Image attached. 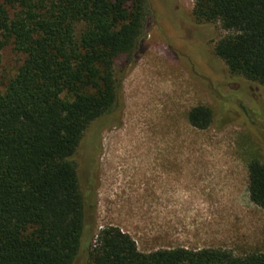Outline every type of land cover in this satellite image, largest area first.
Instances as JSON below:
<instances>
[{"label":"trees","instance_id":"obj_1","mask_svg":"<svg viewBox=\"0 0 264 264\" xmlns=\"http://www.w3.org/2000/svg\"><path fill=\"white\" fill-rule=\"evenodd\" d=\"M191 1L196 23L226 32L214 53L228 71L264 87V0ZM144 11V0H0V60L8 45L20 58L0 91V264H72L84 249L87 264H264V251L142 252L112 225L92 243L94 133L119 125ZM212 117L204 105L187 112L197 130ZM247 171L249 199L264 212V162L251 158Z\"/></svg>","mask_w":264,"mask_h":264},{"label":"rangeland","instance_id":"obj_2","mask_svg":"<svg viewBox=\"0 0 264 264\" xmlns=\"http://www.w3.org/2000/svg\"><path fill=\"white\" fill-rule=\"evenodd\" d=\"M144 2V48L122 76L119 125L94 133L92 243L112 225L142 252L264 251V212L249 199L247 171L251 158L264 162V87L228 71L214 53L226 32L196 23L191 0ZM19 63L6 46L0 91ZM197 105L212 111L205 130L187 122ZM87 262L84 249L72 264Z\"/></svg>","mask_w":264,"mask_h":264}]
</instances>
